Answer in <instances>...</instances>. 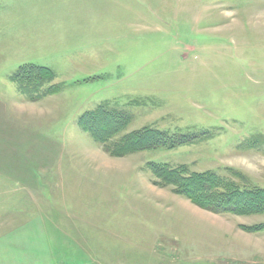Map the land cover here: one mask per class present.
Returning <instances> with one entry per match:
<instances>
[{"label": "rangeland", "instance_id": "374dc122", "mask_svg": "<svg viewBox=\"0 0 264 264\" xmlns=\"http://www.w3.org/2000/svg\"><path fill=\"white\" fill-rule=\"evenodd\" d=\"M29 62L61 90L21 93ZM103 102L121 132L210 136L112 156L78 123ZM148 161L264 188V0H0V264H264V213L200 208Z\"/></svg>", "mask_w": 264, "mask_h": 264}, {"label": "trees", "instance_id": "16d2710c", "mask_svg": "<svg viewBox=\"0 0 264 264\" xmlns=\"http://www.w3.org/2000/svg\"><path fill=\"white\" fill-rule=\"evenodd\" d=\"M54 77L50 67L29 62L19 66L9 79L17 84L21 93L38 98L61 90L60 84L44 87L51 83ZM130 120L131 115L126 110L103 102L82 113L78 123L82 130L112 156H123L143 150L174 149L201 142L207 135L210 136L208 131L203 129L182 131L150 125L121 132ZM247 145L253 148L261 146L260 141L254 139H248ZM146 168L153 175L155 184L171 187L173 192L186 196L200 208L214 213L239 215L264 213V188L255 185L233 168L228 169L230 176L220 175L213 169L191 170L186 163L173 165L168 162L148 161ZM245 229L262 231L264 222Z\"/></svg>", "mask_w": 264, "mask_h": 264}]
</instances>
